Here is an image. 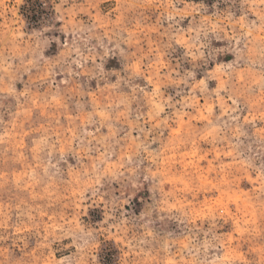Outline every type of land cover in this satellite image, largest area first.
Listing matches in <instances>:
<instances>
[{
    "label": "rangeland",
    "instance_id": "1",
    "mask_svg": "<svg viewBox=\"0 0 264 264\" xmlns=\"http://www.w3.org/2000/svg\"><path fill=\"white\" fill-rule=\"evenodd\" d=\"M0 264H264V0H0Z\"/></svg>",
    "mask_w": 264,
    "mask_h": 264
}]
</instances>
